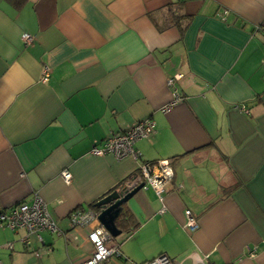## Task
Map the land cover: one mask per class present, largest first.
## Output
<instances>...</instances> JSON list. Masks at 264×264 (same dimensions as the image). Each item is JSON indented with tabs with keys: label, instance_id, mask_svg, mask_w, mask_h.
I'll list each match as a JSON object with an SVG mask.
<instances>
[{
	"label": "crops",
	"instance_id": "crops-1",
	"mask_svg": "<svg viewBox=\"0 0 264 264\" xmlns=\"http://www.w3.org/2000/svg\"><path fill=\"white\" fill-rule=\"evenodd\" d=\"M263 57L264 0H0V210L37 195L58 228L26 244L0 225L1 263L81 262L93 224L69 215L166 158L161 198L147 187L123 205L138 226L118 228L106 264H264ZM148 118L140 158L90 153Z\"/></svg>",
	"mask_w": 264,
	"mask_h": 264
},
{
	"label": "built area",
	"instance_id": "built-area-1",
	"mask_svg": "<svg viewBox=\"0 0 264 264\" xmlns=\"http://www.w3.org/2000/svg\"><path fill=\"white\" fill-rule=\"evenodd\" d=\"M25 42H30L32 37L29 34L23 36ZM264 66V57L262 59ZM49 78V66L44 64L41 69V81L45 82ZM171 83V80H170ZM171 104L161 108L163 112L170 110ZM154 131V122L151 119L137 121L125 130L109 135L100 146H94L90 150L91 154L102 156L112 155L116 159L130 157L134 160L140 158L139 152L134 148V143L142 138H147ZM65 181H69L71 174L64 170L61 174ZM173 176V169L168 159L163 158L154 162H142L139 167L137 178L130 179L124 186L130 190L144 182L143 188L151 187L158 197L165 189V184ZM98 210L89 209L87 211H74L69 215V222L72 227L86 226L93 224L88 233V239L92 244L90 255L77 264H106L112 255L119 254V245L114 242L113 236L96 219ZM185 226L193 231L197 228L196 218L189 209L184 211ZM0 225L11 230L24 228L26 234L22 237L24 243H28V236L31 233L40 239L41 230L58 231L56 223L47 210L45 202L39 197L34 196L32 201L18 202L7 210H0ZM11 247V244H7ZM0 264L1 261H0ZM145 264H177L166 254H159L148 260Z\"/></svg>",
	"mask_w": 264,
	"mask_h": 264
},
{
	"label": "water",
	"instance_id": "water-1",
	"mask_svg": "<svg viewBox=\"0 0 264 264\" xmlns=\"http://www.w3.org/2000/svg\"><path fill=\"white\" fill-rule=\"evenodd\" d=\"M144 182H140L134 188L128 190L125 186L114 189L101 196L94 206L98 210L97 221L115 237L121 233L116 226V219L123 209V205L140 189H143Z\"/></svg>",
	"mask_w": 264,
	"mask_h": 264
},
{
	"label": "trees",
	"instance_id": "trees-1",
	"mask_svg": "<svg viewBox=\"0 0 264 264\" xmlns=\"http://www.w3.org/2000/svg\"><path fill=\"white\" fill-rule=\"evenodd\" d=\"M21 2H22V0H14V4L16 7L20 6ZM168 10L171 12L170 23L172 25H176V26L180 27V25L183 24L185 21H187L189 18L185 13H183L180 3H176V4H172V5L168 6ZM122 186H124V184L121 182V183H119L118 186H115L114 188L108 190L107 193H109L110 191H112L114 189L121 188ZM95 202L96 201H94L91 204V206L94 208V210H96L95 206H94ZM116 226L118 228L122 229L124 232L130 233L134 229H136V227L138 226V222L133 219V217L131 216V213H129L127 210L123 209L122 212L120 213L119 217L116 220Z\"/></svg>",
	"mask_w": 264,
	"mask_h": 264
}]
</instances>
